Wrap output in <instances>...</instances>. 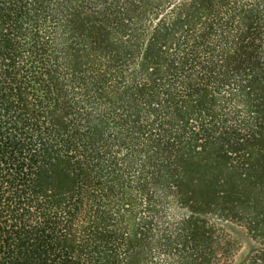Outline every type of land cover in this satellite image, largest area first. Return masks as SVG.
Here are the masks:
<instances>
[{
	"label": "trees",
	"instance_id": "16d2710c",
	"mask_svg": "<svg viewBox=\"0 0 264 264\" xmlns=\"http://www.w3.org/2000/svg\"><path fill=\"white\" fill-rule=\"evenodd\" d=\"M0 264H264V0H0Z\"/></svg>",
	"mask_w": 264,
	"mask_h": 264
},
{
	"label": "rangeland",
	"instance_id": "374dc122",
	"mask_svg": "<svg viewBox=\"0 0 264 264\" xmlns=\"http://www.w3.org/2000/svg\"><path fill=\"white\" fill-rule=\"evenodd\" d=\"M242 246H243V247H242L241 255H244V254L247 253V251H248L249 248H248L247 245H245V244H243Z\"/></svg>",
	"mask_w": 264,
	"mask_h": 264
}]
</instances>
